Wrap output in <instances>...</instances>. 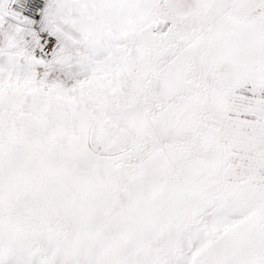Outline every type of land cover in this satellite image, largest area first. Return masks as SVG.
Returning <instances> with one entry per match:
<instances>
[{"label":"snow or ice","instance_id":"1","mask_svg":"<svg viewBox=\"0 0 264 264\" xmlns=\"http://www.w3.org/2000/svg\"><path fill=\"white\" fill-rule=\"evenodd\" d=\"M0 264H264V0H0Z\"/></svg>","mask_w":264,"mask_h":264}]
</instances>
